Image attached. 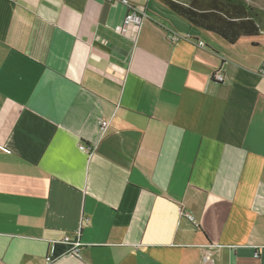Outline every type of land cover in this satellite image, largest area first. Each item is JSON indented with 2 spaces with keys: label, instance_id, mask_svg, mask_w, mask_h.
Here are the masks:
<instances>
[{
  "label": "crops",
  "instance_id": "obj_1",
  "mask_svg": "<svg viewBox=\"0 0 264 264\" xmlns=\"http://www.w3.org/2000/svg\"><path fill=\"white\" fill-rule=\"evenodd\" d=\"M130 1L0 0V264H264V30Z\"/></svg>",
  "mask_w": 264,
  "mask_h": 264
},
{
  "label": "trees",
  "instance_id": "obj_2",
  "mask_svg": "<svg viewBox=\"0 0 264 264\" xmlns=\"http://www.w3.org/2000/svg\"><path fill=\"white\" fill-rule=\"evenodd\" d=\"M169 8L192 25L215 33L230 44L243 36H257L264 27L253 7L242 0H162ZM66 246L56 244L55 254Z\"/></svg>",
  "mask_w": 264,
  "mask_h": 264
},
{
  "label": "built area",
  "instance_id": "obj_3",
  "mask_svg": "<svg viewBox=\"0 0 264 264\" xmlns=\"http://www.w3.org/2000/svg\"><path fill=\"white\" fill-rule=\"evenodd\" d=\"M109 1L115 2V3H121L122 5H124L128 8V13H127V15L123 21V24L126 27L132 26V27L138 29L141 26V24L143 23L144 19L146 18V13L142 10H138V9L134 8L132 6L130 0H109ZM181 38H190V35H185V36H182L180 34L168 35V39L172 42H177ZM225 79H226V76L221 71L214 72L212 75V80L219 82V83L223 82ZM107 126H108V121L102 120L100 122L101 129H105ZM182 214L192 223L193 226H195V227L198 226V223L192 214L185 212V211H182ZM56 244L65 245L67 248H66L65 252H63L61 254L56 255L55 253H53L52 255L48 256L46 258L47 262H51L56 257H58L62 254H71V255H76V256L79 255L81 243L78 240L73 239L72 237L66 236L62 241H60Z\"/></svg>",
  "mask_w": 264,
  "mask_h": 264
},
{
  "label": "rangeland",
  "instance_id": "obj_4",
  "mask_svg": "<svg viewBox=\"0 0 264 264\" xmlns=\"http://www.w3.org/2000/svg\"><path fill=\"white\" fill-rule=\"evenodd\" d=\"M183 2H187L188 0H180ZM246 2L249 6L253 7L255 12L258 14V17L260 18V22L262 23V26L264 27V0H242ZM262 38L264 37V33L261 34ZM256 38V37H255Z\"/></svg>",
  "mask_w": 264,
  "mask_h": 264
}]
</instances>
